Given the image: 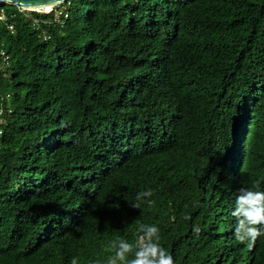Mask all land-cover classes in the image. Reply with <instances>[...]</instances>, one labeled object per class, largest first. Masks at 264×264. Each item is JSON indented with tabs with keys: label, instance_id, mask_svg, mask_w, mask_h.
I'll list each match as a JSON object with an SVG mask.
<instances>
[{
	"label": "trees",
	"instance_id": "trees-1",
	"mask_svg": "<svg viewBox=\"0 0 264 264\" xmlns=\"http://www.w3.org/2000/svg\"><path fill=\"white\" fill-rule=\"evenodd\" d=\"M0 14V94L13 109L0 264H107L141 224L160 229L175 264H264V237L236 241L230 196L233 171L236 189L264 191V0L3 3Z\"/></svg>",
	"mask_w": 264,
	"mask_h": 264
},
{
	"label": "clouds",
	"instance_id": "clouds-1",
	"mask_svg": "<svg viewBox=\"0 0 264 264\" xmlns=\"http://www.w3.org/2000/svg\"><path fill=\"white\" fill-rule=\"evenodd\" d=\"M51 9L31 11L48 12ZM4 94H0V96ZM217 153L216 163L221 166L220 171L225 174L223 168L225 160L221 158L223 154ZM237 180L239 182L237 171H233L231 176L233 183L231 198L239 192L236 196L234 209L231 212V215L236 218L233 234L236 241L240 243L248 242L250 246H254L258 238L264 237V191L254 190L258 188L259 182L236 189ZM152 195L153 192L151 190L143 191L137 195V201ZM148 203L153 204L154 201L149 200ZM132 206L139 208V203L133 202ZM184 218L190 219L191 217L185 216ZM200 231L201 228L199 226L194 227V234H198ZM137 232L138 235L134 243H130L123 238H118L112 242L111 251L114 252V255L109 257L107 264H175L173 256L160 243V229L157 226L141 224ZM130 256H134V258L129 259ZM72 264H77L75 258L72 260Z\"/></svg>",
	"mask_w": 264,
	"mask_h": 264
},
{
	"label": "built area",
	"instance_id": "built-area-1",
	"mask_svg": "<svg viewBox=\"0 0 264 264\" xmlns=\"http://www.w3.org/2000/svg\"><path fill=\"white\" fill-rule=\"evenodd\" d=\"M59 4L55 5L58 6ZM53 6V7H55ZM21 8V7H20ZM22 10H28L21 8ZM31 11V10H29ZM4 16L0 14V20H3ZM12 29V26H9ZM1 45V44H0ZM0 57H2L3 62H7L8 56L5 50L0 46ZM2 102H0V137L4 133V126L6 123V116H11L12 114V107H11V94L5 93L4 95L0 96Z\"/></svg>",
	"mask_w": 264,
	"mask_h": 264
},
{
	"label": "water",
	"instance_id": "water-1",
	"mask_svg": "<svg viewBox=\"0 0 264 264\" xmlns=\"http://www.w3.org/2000/svg\"><path fill=\"white\" fill-rule=\"evenodd\" d=\"M64 1L65 0H0V4L12 3L24 9L36 10L34 7H43L47 4L55 6L57 4L63 3Z\"/></svg>",
	"mask_w": 264,
	"mask_h": 264
},
{
	"label": "bare ground",
	"instance_id": "bare-ground-1",
	"mask_svg": "<svg viewBox=\"0 0 264 264\" xmlns=\"http://www.w3.org/2000/svg\"><path fill=\"white\" fill-rule=\"evenodd\" d=\"M53 6L51 5V4H47V5H45V6H43V7H34V9H36V10H38V9H44V10H49V9H51Z\"/></svg>",
	"mask_w": 264,
	"mask_h": 264
}]
</instances>
